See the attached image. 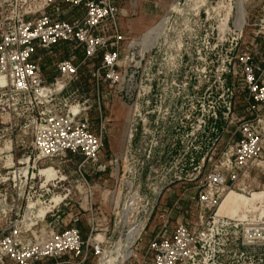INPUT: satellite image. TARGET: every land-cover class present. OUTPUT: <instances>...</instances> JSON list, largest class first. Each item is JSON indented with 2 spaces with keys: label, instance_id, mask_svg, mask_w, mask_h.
<instances>
[{
  "label": "built area",
  "instance_id": "obj_1",
  "mask_svg": "<svg viewBox=\"0 0 264 264\" xmlns=\"http://www.w3.org/2000/svg\"><path fill=\"white\" fill-rule=\"evenodd\" d=\"M138 2L0 0V104L9 98L12 114H30L33 148L43 159L81 155L94 174L115 172L114 244L132 253L123 264H226L227 243L264 247L258 232L245 243L246 232L240 236L219 215L224 196L264 160V62L255 63L245 42L251 27L247 18L236 25L232 9L216 17L170 12L144 51L122 26L138 15ZM261 23L256 38L264 36ZM48 60L56 74L50 82ZM83 76L93 99L79 95ZM106 87L130 117L125 153L110 160L105 125L97 131L91 120L96 112L102 121ZM98 210H84L101 216L97 228L106 222ZM52 218L25 232V217L11 221L0 235V264H85L90 254L106 255L108 241L93 235L97 229L86 240L77 226ZM148 231L140 257L127 244L141 243Z\"/></svg>",
  "mask_w": 264,
  "mask_h": 264
},
{
  "label": "rangeland",
  "instance_id": "obj_2",
  "mask_svg": "<svg viewBox=\"0 0 264 264\" xmlns=\"http://www.w3.org/2000/svg\"><path fill=\"white\" fill-rule=\"evenodd\" d=\"M186 1L188 0H180V8L185 13H209L216 17L226 15L230 9L233 10L232 13L235 16L238 0H193L192 4L185 5ZM176 2L177 0H139V13L129 23L133 28L134 23L139 22L140 18L144 19L142 23H146V20L151 21V25L149 27L146 25L145 32L142 34L136 33L135 30L132 31L133 36H140L136 38L139 42L142 40L139 44H143L144 39L142 38L152 29L151 27L170 13V6ZM245 5L247 20L251 27L245 41L246 46L254 55L255 63L262 65L264 36L259 35L256 38V34L261 29V20L264 19V0H245ZM45 65L46 75L51 76L54 70L50 69V61H46ZM82 82L76 87L80 90V97L95 98L96 90L93 89L88 78L83 76ZM100 93H105L100 100L103 118L101 121L100 115L92 112L91 120L93 128L97 131H99L101 122L105 125L104 156L106 160H110L125 153L124 131L127 120H130L129 110L121 104L120 99L114 93H110L107 87ZM11 103V100L6 98L0 104V113L4 109L3 115L0 114V235L10 231L11 221H22L23 217L28 221L26 224H19V228L24 232L35 230L34 226L32 228L29 226L36 225V223L40 226L42 218L48 215L47 220L49 221L53 220L54 216V220H64L68 225H76L81 230L84 239L89 240L93 216L90 211L85 212L84 210L90 209L91 205L94 206L95 211L99 208L106 218V222L101 220L104 223L103 227L94 226L97 230L93 231V235L103 234L101 230L113 224V197L114 195L120 196L115 192V172L109 171L104 175L94 174L81 155H67L53 161L43 159L33 148L30 114L27 113L21 118L17 117L11 113ZM47 169H52L54 173L49 181L46 175H42V171ZM53 199H60L58 203L64 201L66 206L61 205L63 209L60 213ZM48 211H50L49 214H46ZM40 212H43L45 216L40 217ZM219 215L232 220L240 236L246 232L245 243L251 241L249 240L251 231L257 229L260 234L258 242L264 244V226L257 227L264 223V160L255 163L245 172L236 189L230 191L224 198ZM75 218H79L78 223H74ZM38 226L37 229H39ZM150 231L143 237L141 243L131 248L140 257L144 255L143 250L146 248ZM229 238L231 235L224 236L223 240L226 241ZM114 242H108L104 246L109 259L117 256L118 246ZM120 248L123 252L126 249L124 245ZM224 249L227 252L224 257L227 260L226 264H264V247L254 249L227 243ZM85 264H100V261L90 254Z\"/></svg>",
  "mask_w": 264,
  "mask_h": 264
},
{
  "label": "bare ground",
  "instance_id": "obj_3",
  "mask_svg": "<svg viewBox=\"0 0 264 264\" xmlns=\"http://www.w3.org/2000/svg\"><path fill=\"white\" fill-rule=\"evenodd\" d=\"M188 1H190V2H193V0H188ZM179 3H180V0H177V2L176 3H173L171 6H170V9H169V11L170 12H181V13H184V11L180 8V6H179ZM245 0H238L237 1V3H236V8H235V10H236V16H237V18H236V21H235V24L236 25H240V26H242L244 23H245V21H246V18H247V13H246V8H245ZM229 14H228V16H231V9L229 10V12H228ZM166 18L165 19H163L161 22H160V24H157L156 26H154V27H152V29L150 30V31H148V33L144 36V38H142V39H144L143 41V45H144V51H145V49L146 48H149L152 44H154V43H156L157 42V40L159 39V37H160V35H161V33L163 32V30H164V28H165V23H166ZM142 34V33H141ZM141 34H139V35H141ZM135 37L136 38H139L140 36H138V35H135ZM141 39V38H140ZM140 42H142V40L140 41ZM129 122H130V120L128 121V124H127V126H126V129H125V132H124V141H125V147H126V143H127V141H128V139H129V128H130V124H129ZM122 145H123V143H122ZM124 146V145H123ZM125 147H124V150H125ZM42 175H46V177L48 178V181L54 176V173H53V170L52 169H47V170H44V171H42ZM230 192H228L225 196H224V198H226L227 197V195L229 194ZM114 202H115V204H114V206L116 205H118V202H119V200H120V196L118 195H114ZM224 198H223V200H224ZM223 200H222V203H221V205H220V208H221V206H222V204H223ZM53 201H54V203H58L60 200L59 199H53ZM220 208H219V211H220ZM45 212V211H44ZM49 212L50 211H48L46 214H49ZM40 214H41V216L40 217H43V216H45V214L43 213V212H40ZM46 217H47V215H46ZM45 218V217H44ZM255 231L256 232H258L259 233V231H257V229L256 230H254V231H252V233H251V237L249 238V240H251V241H253V239H254V235H257L256 233H255ZM100 237V236H99ZM258 241L260 240V238L258 237V239H257ZM251 241L250 242H248V243H251ZM246 242V241H245ZM127 247H128V249H130L131 247H132V244L130 243V244H127ZM117 256L116 257H111L110 259L105 255L102 259H101V261H100V264H123L124 262H125V260H126V258L129 256V255H131L132 253L131 252H129V254H124L123 252H122V249L120 248V244L118 245V248H117Z\"/></svg>",
  "mask_w": 264,
  "mask_h": 264
},
{
  "label": "crops",
  "instance_id": "obj_4",
  "mask_svg": "<svg viewBox=\"0 0 264 264\" xmlns=\"http://www.w3.org/2000/svg\"><path fill=\"white\" fill-rule=\"evenodd\" d=\"M138 13H139V11H138ZM135 18V17H134ZM134 18H124L123 19V21H122V26H123V31L125 32V33H129L130 35H134V34H132V31H134L135 30V32L136 33H142V32H145V26L147 25V27H149L150 25H151V21L150 20H146V23H142V21L144 20V19H139V22H136V23H134V26H133V28H132V24H130L129 22L132 20V19H134ZM50 66H51V62H50ZM51 69V68H50ZM56 74H55V72L54 73H52V75L51 76H48V75H46V77H47V79H48V81L50 82V81H52V79L54 78V76H55ZM128 121L129 120H127V124H128ZM127 126V125H126ZM125 129H126V127H125ZM125 132V131H124ZM123 147H125V141H124V146ZM146 176H147V170H144L143 172H142V176H141V180H142V182L145 180V178H146ZM60 200V199H59ZM120 200H121V197H120ZM119 200V201H120ZM120 204H122V202L120 203ZM94 212H95V210H94ZM91 214H92V216H93V225H92V229H91V233H92V230L94 229V226L96 225V223H97V218L95 217V215H94V213H92L91 212ZM79 222V221H78ZM77 222V223H78ZM76 226V225H75ZM101 236L104 238V236H105V239L108 241V242H114V241H116L117 239H118V234H117V232L116 231H114V228H113V224L111 225V226H108V232L105 234V233H103V234H101Z\"/></svg>",
  "mask_w": 264,
  "mask_h": 264
}]
</instances>
